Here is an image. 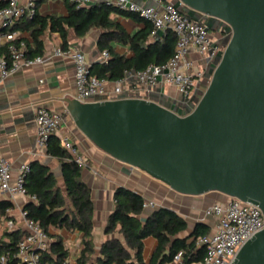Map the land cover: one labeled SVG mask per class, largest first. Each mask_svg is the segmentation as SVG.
Returning a JSON list of instances; mask_svg holds the SVG:
<instances>
[{
  "label": "water",
  "instance_id": "1",
  "mask_svg": "<svg viewBox=\"0 0 264 264\" xmlns=\"http://www.w3.org/2000/svg\"><path fill=\"white\" fill-rule=\"evenodd\" d=\"M175 1L229 27L193 106L169 107L153 97L64 98V110L94 147L171 191L235 197L264 215V0ZM231 264H264V229Z\"/></svg>",
  "mask_w": 264,
  "mask_h": 264
},
{
  "label": "trees",
  "instance_id": "2",
  "mask_svg": "<svg viewBox=\"0 0 264 264\" xmlns=\"http://www.w3.org/2000/svg\"><path fill=\"white\" fill-rule=\"evenodd\" d=\"M40 1H36V6ZM4 5L5 3L0 0V8ZM112 13L143 23L144 28L132 36L127 35L123 28L110 19ZM16 28L29 32L30 42L25 43L24 51L27 58L43 54L42 37L47 32L58 34L61 40L60 47L66 51L69 30L77 37H81L91 29H100L102 35L99 46L101 51L107 50L109 57L105 62L90 67V74L107 82L122 77L125 71L138 72L149 65L165 63L172 56L175 46V36L171 31H165L161 39L150 41L152 32L150 24L135 14L120 12L104 2L79 9H76L72 2L67 5L65 17H43L38 14L32 18L21 17L11 26V32ZM1 30L5 31V28ZM111 40L128 45L132 56L126 58L114 54L109 46ZM45 151L60 164L63 190L58 186L54 174L48 167L39 162L30 163V170L25 177V187L29 195L35 196V201H27L23 211L26 212L28 219L38 221L46 232L49 228H64L81 233L84 248L76 259V264H167L181 251L187 262H199L203 259L205 247L197 246L196 241L209 233L206 225L197 223L186 236L181 237V234L187 231V224L175 211L159 207L141 218L143 196L129 188L118 187L113 195L114 209L108 217L105 234L115 232L120 234L124 244L117 237H112L102 244L100 256L92 260L93 204L90 189L81 179L82 168L60 146L57 136L49 138ZM10 207L12 204L9 201H1L0 215H6L5 210ZM23 235V231L17 230L5 231L1 236L0 259L5 258V264H17L18 261L14 258L16 244ZM148 237L155 239L157 246L149 262L145 263L142 257L143 240ZM65 256L66 250L61 240L56 238L49 242L47 250L41 254V259L59 260Z\"/></svg>",
  "mask_w": 264,
  "mask_h": 264
},
{
  "label": "crops",
  "instance_id": "3",
  "mask_svg": "<svg viewBox=\"0 0 264 264\" xmlns=\"http://www.w3.org/2000/svg\"><path fill=\"white\" fill-rule=\"evenodd\" d=\"M19 1L24 2L26 0ZM107 1L112 2L113 0H101L104 3ZM133 1L142 6L155 5L153 0ZM72 2V0H41L37 5V14L43 17H65L67 5ZM110 19L130 36L144 28L143 23L135 22L116 13H112ZM1 32L11 33V27H6L5 31L0 29ZM12 33H14L15 41L30 42L28 31L16 28ZM163 34L164 32L154 33L152 31L149 40L161 39ZM101 35L100 29H91L81 37H77L69 30L68 49L66 51L78 50L82 52L89 67L100 64L102 62V51L99 46ZM42 41L44 44V51L41 55L43 62L19 69L0 85V156L5 157L10 162L13 174L23 164L39 162L50 169L58 186L63 190L60 164L48 156L45 149H40L35 143V112L38 107L42 106L62 115L63 122L60 133L68 134L71 137L80 155L89 163V168L81 169V179L90 189L93 204L92 260L100 256V248L106 240L117 237L124 244L120 234L116 232L105 234L108 217L114 209L113 195L118 187H126L139 193L144 200L154 203V209L165 207L175 211L187 224V231L181 234V237L186 236L197 223H203L208 227L209 233L212 232L214 219L204 218L203 211L214 202L223 200L222 195L218 193H208L202 196L179 195L144 173L110 158L94 147L74 127L71 118L64 110L65 104L62 102L64 98H74L75 96L73 63L69 55L54 56V48L59 47L61 49V40L58 34L47 32L43 35ZM109 46L114 54L126 58L132 56L128 45L111 40ZM5 47L6 42L0 41V55H4L6 52ZM61 51L63 50L61 49ZM201 81L197 82L191 97L196 96L202 89ZM156 89L157 91H151L136 86V94L140 98L155 97L167 103H171L173 100L178 103L181 102L179 100L180 95L176 93L173 87L159 85ZM63 195H65L64 192ZM1 201H9L12 207L10 214L5 212L6 215H0V238L5 231H8L6 221L9 219L14 223L13 231L22 232L23 223L20 218V211L23 210V206L27 202L26 199L19 197L10 199L7 194L0 193ZM66 204L69 205V202L66 201ZM154 209H143L141 218H144ZM48 234L50 242L56 238L61 240L62 246L66 250L65 257L76 264V259L84 248L82 244L83 235L77 231H68L64 228H49ZM156 246V240L151 237L143 240L142 257L145 263L149 262Z\"/></svg>",
  "mask_w": 264,
  "mask_h": 264
},
{
  "label": "built area",
  "instance_id": "4",
  "mask_svg": "<svg viewBox=\"0 0 264 264\" xmlns=\"http://www.w3.org/2000/svg\"><path fill=\"white\" fill-rule=\"evenodd\" d=\"M5 5L0 8V29L11 27L21 18H32L37 14V0H1ZM75 8L86 7L101 0H72ZM155 6H142L133 1L113 0L105 2L120 12L132 13L151 25L152 31H171L175 36L172 56L163 64L149 65L138 72L125 71L115 81L107 82L90 74V67L82 52L72 50L63 52L55 47L56 57L69 55L74 67V98L80 102L113 100L121 97L140 98L136 94V86L151 90L154 87L170 86L176 93L189 99L197 82L203 78L204 71L215 55L224 48L214 46V39L208 30L197 21L178 12L169 3L153 0ZM228 27V26H227ZM229 29V28H228ZM0 41L6 42V54L0 55V85L10 75L24 67H31L43 62L42 56L27 58L24 55L25 43L16 42L14 33L1 32ZM109 57L107 50L101 52V61ZM135 79L136 83L131 80ZM110 83V84H109ZM63 117L60 113L38 107L35 112V143L40 149H46L51 136L59 138L60 146L72 157L81 168H89L88 161L77 150L74 141L68 134L60 133ZM29 164L18 167L13 174L10 162L0 156V193L10 199L24 198L35 201L25 187V177L29 172ZM143 209H154L151 201L144 200ZM10 214L11 207L5 210ZM204 218L214 219L213 231L197 239V246L205 247V255L199 262H187L184 253L178 252L167 264H231L239 249L255 234L264 229V215L260 209L235 197L225 196L223 200L214 202L203 211ZM23 223V237L17 241L14 258L17 264H74L69 258L42 261L41 254L47 250L50 237L38 221L28 219L25 211H20ZM8 231L14 230L11 219L6 221ZM1 264H5L2 258Z\"/></svg>",
  "mask_w": 264,
  "mask_h": 264
},
{
  "label": "rangeland",
  "instance_id": "5",
  "mask_svg": "<svg viewBox=\"0 0 264 264\" xmlns=\"http://www.w3.org/2000/svg\"><path fill=\"white\" fill-rule=\"evenodd\" d=\"M128 1H133V0H128ZM134 2V1H133ZM164 3H169L171 4L173 7H175L178 12H180L181 14L187 16L188 18L197 21L199 24H201L202 26H204L207 30H208V26L210 27H216V31H209V34L212 36V38L214 39V46H217L219 48H223L225 46V40L227 38V36L229 35V27H227V25H222L220 22H215L212 21L208 18L203 17L201 14L196 13V12H192L191 10H187L184 6H182L181 4L177 3L175 0H163ZM155 6V5H154ZM221 56V51H219L212 62H210L207 66V69L204 71L203 74V78H202V89L196 94V96H192L189 99H185L182 96H180L179 100L181 101L180 103H178L177 101L173 100L171 103H167V102H162L160 100H158L161 104H165L168 105L169 107H177L179 109H181L182 107L184 108H188L190 105H194V101L197 100L200 96V94L205 90L208 81H209V77L211 76V73L215 67V60ZM132 83H136L135 79L131 80ZM151 91H157L156 87L152 88ZM149 98V97H147ZM155 98V97H153ZM156 99V98H155Z\"/></svg>",
  "mask_w": 264,
  "mask_h": 264
}]
</instances>
